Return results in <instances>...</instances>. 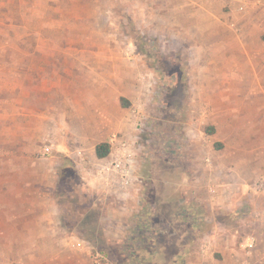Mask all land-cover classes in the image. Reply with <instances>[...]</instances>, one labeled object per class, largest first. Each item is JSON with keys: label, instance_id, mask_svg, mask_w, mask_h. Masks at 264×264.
I'll return each instance as SVG.
<instances>
[{"label": "rangeland", "instance_id": "rangeland-1", "mask_svg": "<svg viewBox=\"0 0 264 264\" xmlns=\"http://www.w3.org/2000/svg\"><path fill=\"white\" fill-rule=\"evenodd\" d=\"M0 264H264V0H0Z\"/></svg>", "mask_w": 264, "mask_h": 264}, {"label": "built area", "instance_id": "built-area-1", "mask_svg": "<svg viewBox=\"0 0 264 264\" xmlns=\"http://www.w3.org/2000/svg\"><path fill=\"white\" fill-rule=\"evenodd\" d=\"M107 144L110 147L109 157L100 162L98 178L103 181L104 186L110 187L116 184L122 190H126L135 182L134 156L126 140L113 136ZM51 151L52 146H47L44 155H49ZM79 157L83 156L79 154ZM245 247L252 249L254 242L250 241Z\"/></svg>", "mask_w": 264, "mask_h": 264}, {"label": "trees", "instance_id": "trees-1", "mask_svg": "<svg viewBox=\"0 0 264 264\" xmlns=\"http://www.w3.org/2000/svg\"><path fill=\"white\" fill-rule=\"evenodd\" d=\"M109 153H110V147L108 146V144H99L97 147H96V155H97V157L99 158V159H104V158H106L108 155H109ZM150 214V213H149ZM146 222V224L147 225H149L150 227L149 228H147V230H145V228H144V230H142L141 229V227H139V230H136L135 231V237H133L132 238V241L133 242H135L136 240H138V239H136V237L137 236H142L143 234V231L144 232H146V233H149V239L153 242V241H155L156 239H155V235H154V233L152 232V226L150 225V224H148L149 222L147 221V220H145ZM153 234V235H152ZM149 239L148 238H143L142 239V241H140V242H138L137 243V245H138V247H141L142 246V244H144V243H148V241H149ZM146 240H148V241H146ZM143 246H146V244H144ZM131 248H133V245H131Z\"/></svg>", "mask_w": 264, "mask_h": 264}, {"label": "crops", "instance_id": "crops-1", "mask_svg": "<svg viewBox=\"0 0 264 264\" xmlns=\"http://www.w3.org/2000/svg\"><path fill=\"white\" fill-rule=\"evenodd\" d=\"M251 35V32H250V30H248V29H246V30H242V31H238V29H237V31H235V35H234V40L236 41V42H238V43H243L244 41H246V42H248L249 41V36ZM122 117H120V120H119V122H120V124L121 125H123V120L121 119ZM111 128V127H110ZM123 129H125V126H123ZM113 136H117V137H119V138H121V139H123V140H126V141H129V138H127L123 133H121L119 130L116 132V133H113L110 137H113ZM94 157L96 158V159H99L98 157H97V155H96V151H95V155H94ZM109 157V155L106 157V158H108ZM99 167V166H98Z\"/></svg>", "mask_w": 264, "mask_h": 264}]
</instances>
